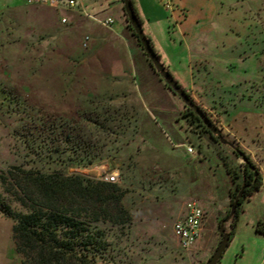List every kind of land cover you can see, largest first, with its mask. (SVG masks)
<instances>
[{
    "label": "rangeland",
    "instance_id": "1",
    "mask_svg": "<svg viewBox=\"0 0 264 264\" xmlns=\"http://www.w3.org/2000/svg\"><path fill=\"white\" fill-rule=\"evenodd\" d=\"M7 1L0 0V171L22 163L50 171L62 168L45 153L39 160L25 137H42L40 121L33 122V117L76 119L79 130L88 132L98 146L95 153L101 159L94 167L118 170L117 184L127 191L132 225L116 243L120 264L206 263L222 241V221L225 232L232 230L230 192L244 183L245 161L184 116L183 100L165 87L128 28L123 39L122 0L110 14L115 19L111 29L94 22L63 25L61 16L68 13L26 7L24 0L18 1L20 8L1 10ZM225 1L231 21L219 38L226 53L237 43L228 52L229 72L195 68L193 88L182 87L222 136L252 158L264 183V0ZM230 3H236L233 9ZM156 32L157 48L168 61L172 46ZM88 33L93 41L84 48ZM168 35L177 37L174 30ZM175 54L170 65L179 67L184 50ZM161 62L169 68L162 57ZM235 80L237 86L224 87ZM193 200L205 210L206 219L201 238L184 252L173 225ZM260 220L264 185L240 205L235 238L220 264H264V236L256 232ZM13 225L0 212V264H21Z\"/></svg>",
    "mask_w": 264,
    "mask_h": 264
},
{
    "label": "trees",
    "instance_id": "2",
    "mask_svg": "<svg viewBox=\"0 0 264 264\" xmlns=\"http://www.w3.org/2000/svg\"><path fill=\"white\" fill-rule=\"evenodd\" d=\"M131 2L142 24L133 0ZM123 12L127 27L149 65L165 83V87L177 95L148 60L128 22L124 6ZM148 39L161 60L152 40ZM185 108L184 116L190 118L193 124L198 122L211 134L198 115L192 109ZM32 120L40 121L38 128L42 137H25V144L39 160L45 153L47 159L54 160L62 168L50 171L29 168V163H22L0 171L3 189L0 194V212L14 220L13 239L21 264H120L119 254H115L116 243L132 225V215L126 206L127 191L116 183L103 182L81 173H70L71 169L93 167L101 159L95 153L98 150L96 141L88 136V132L79 130L76 119L50 114L46 115V119L36 120L33 117ZM99 124L101 127L105 125ZM212 137L219 142L217 137ZM67 152L70 154L66 155ZM246 159L248 163L245 165L244 183L253 182L255 176L257 179L251 188L244 190L239 201L232 218L230 241L243 200L263 187L260 169L248 154ZM227 171L236 180L237 174H232L229 168ZM240 189L241 185L238 184L234 192H230L231 203ZM13 204L18 208H14ZM256 232L264 236L263 220L257 223Z\"/></svg>",
    "mask_w": 264,
    "mask_h": 264
},
{
    "label": "crops",
    "instance_id": "3",
    "mask_svg": "<svg viewBox=\"0 0 264 264\" xmlns=\"http://www.w3.org/2000/svg\"><path fill=\"white\" fill-rule=\"evenodd\" d=\"M18 1L19 0H10L5 2L1 6V10L20 8L21 6L18 5ZM119 1L121 0L116 1L110 6L93 5L90 10L94 13L97 12L100 16L110 15L111 13L116 12ZM165 1L167 0H133V3L142 21V26L146 35L152 40L156 51L162 57L164 62H167L168 65L173 64L176 62V58L174 57L178 56V54L176 55L175 53L180 51L181 48L184 50V55L178 58V61L181 62L180 66H176L177 68L172 65L168 66V69L173 73L172 75L174 78L185 89H188L193 88V71L195 68L200 72L205 70L208 72H214L217 68L229 72L228 61L232 59L229 56L231 52H234L233 47H236L237 43L236 41L232 42L231 48H228L229 54L228 52L226 53L227 50L224 49L226 45H221V39L219 38V33H224L223 31L227 30L228 24L231 21L229 15L230 13L232 14V12L225 13L224 11L226 1L170 0L178 6L179 10H182L184 14L180 11L172 13L167 10L164 6ZM235 4L236 3H230L229 8L233 9ZM26 7L41 6L26 5ZM67 13L69 15L67 16L69 18L67 25H72L73 28L81 26V24L90 26V22H94L76 13ZM63 16L64 15H62L61 18ZM48 20L50 21L49 18ZM119 28L121 35H123V39L125 40L124 34L128 28L127 22H121ZM172 30L176 32V39L171 38V36L168 35L171 34ZM156 31H160L163 34V37L166 38L167 42L172 46L171 54L170 52L166 54L168 61L165 60L163 54H161V50L157 48ZM87 35H89L91 41H93V36L89 33ZM114 35V38L118 40L119 37L116 34ZM120 42H122V40H120ZM173 54H175V56H173ZM250 60L251 58L249 56V58H245L244 61L248 64ZM253 68L255 69V67ZM237 81L238 80L230 81L227 84H224V87H235L237 86ZM234 238L235 237L233 236L232 239Z\"/></svg>",
    "mask_w": 264,
    "mask_h": 264
},
{
    "label": "built area",
    "instance_id": "4",
    "mask_svg": "<svg viewBox=\"0 0 264 264\" xmlns=\"http://www.w3.org/2000/svg\"><path fill=\"white\" fill-rule=\"evenodd\" d=\"M118 0H24L27 6H41L53 9L57 12H69L76 13L82 17H86L94 21L99 26L111 29L115 24V19L110 16H100L97 12H91L90 8L93 5H106L110 6ZM164 6L167 10L174 13L180 11L172 1L167 0L164 2ZM62 24L66 25L69 22L67 16L61 18ZM90 36L86 35L83 39L82 46L87 48L89 46ZM189 153H193L192 148H188ZM70 173H81L87 176L96 173L93 178L107 183H119L120 173L118 170H111L108 165H102L100 167H90L88 169H71ZM186 213L184 217L176 220L173 225V233L178 240L180 248L184 252L190 251L199 241L202 235L204 222L206 219L205 210L195 200L189 201L186 204Z\"/></svg>",
    "mask_w": 264,
    "mask_h": 264
},
{
    "label": "water",
    "instance_id": "5",
    "mask_svg": "<svg viewBox=\"0 0 264 264\" xmlns=\"http://www.w3.org/2000/svg\"><path fill=\"white\" fill-rule=\"evenodd\" d=\"M122 1L128 22L133 28L135 34L137 35L141 43V46L143 47L144 52L148 57V60L155 68V70L161 75L162 79H164L169 84L170 88L183 100L185 106L192 109L198 115L200 121H202L203 125L207 128V130H209L213 136H216L221 144L229 146L235 153H237L245 161V163H248L246 159V154L243 151L239 150L236 146H234L231 142L227 141L222 136L220 130L212 123L210 118L191 99V97L183 89V87L179 85V83L175 80L172 73L166 69L165 65L161 62L154 48L152 47L150 40L146 36L142 24L139 22L137 16L135 15L131 0H122ZM252 170L255 171V168H252ZM256 179L257 176H255L254 181L252 182L253 184L256 182ZM244 190L245 187L241 188L237 193L236 197L234 198L233 203L231 204V209L228 217L229 219L233 218L237 210L239 201L242 198ZM224 223L225 221H222L221 223V231L223 233L222 241L220 242L214 254L206 262V264H218L223 254L225 253L227 247L229 246L230 234L228 232H225Z\"/></svg>",
    "mask_w": 264,
    "mask_h": 264
},
{
    "label": "flooded vegetation",
    "instance_id": "6",
    "mask_svg": "<svg viewBox=\"0 0 264 264\" xmlns=\"http://www.w3.org/2000/svg\"><path fill=\"white\" fill-rule=\"evenodd\" d=\"M216 137V136H215ZM253 186V183L252 182H249V183H243L241 185V188L245 187V189L247 188H251Z\"/></svg>",
    "mask_w": 264,
    "mask_h": 264
}]
</instances>
